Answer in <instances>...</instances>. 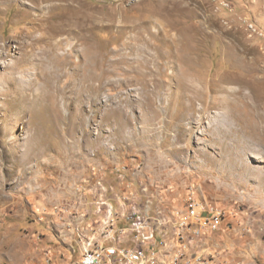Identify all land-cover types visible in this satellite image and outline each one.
<instances>
[{"label": "rangeland", "instance_id": "374dc122", "mask_svg": "<svg viewBox=\"0 0 264 264\" xmlns=\"http://www.w3.org/2000/svg\"><path fill=\"white\" fill-rule=\"evenodd\" d=\"M193 201L223 218L185 247ZM118 245L264 264V0H0V264Z\"/></svg>", "mask_w": 264, "mask_h": 264}, {"label": "built area", "instance_id": "2783aa9c", "mask_svg": "<svg viewBox=\"0 0 264 264\" xmlns=\"http://www.w3.org/2000/svg\"><path fill=\"white\" fill-rule=\"evenodd\" d=\"M135 212L126 217L130 224V230L137 241L145 243L154 239L152 230L145 232V226ZM172 223L168 228L173 234L172 237L186 247L190 240L206 238V236L217 230L223 218V212L219 209H209L203 203L190 202L187 204L183 216ZM122 232V231H121ZM203 236V237H202ZM156 254L154 250H144L138 248H126L121 246L97 247L88 249L82 255L77 264H150L146 259H151V255Z\"/></svg>", "mask_w": 264, "mask_h": 264}, {"label": "bare ground", "instance_id": "6f19581e", "mask_svg": "<svg viewBox=\"0 0 264 264\" xmlns=\"http://www.w3.org/2000/svg\"><path fill=\"white\" fill-rule=\"evenodd\" d=\"M72 36V35H71ZM28 38H29V43H28V47L30 48L27 52H26V54H25V56H29V62H27V63H25L24 64V66H27L28 67V64H30L31 66H35L36 67V61H41L42 59L40 58V55L38 54V53H36L35 52V50H36V42H41L42 40H43V38L41 37V38H36V36H32V35H28ZM69 40H71L70 38H65L64 40L63 39H60L59 41L57 40L55 43H53V41L52 40H50V42L48 41L47 43H46V46L44 47V48H46L47 50H46V53L48 54V55H51V50L50 49H53V48H57L58 47V44H57V42H61V41H64V42H67V41H69ZM26 42V41H25ZM25 42L24 43H20V46H24L25 45ZM72 43V42H71ZM39 45V44H38ZM19 46V45H18ZM72 47H73V44H72ZM50 48V49H49ZM49 49V50H48ZM66 52H69V51H67L66 50ZM24 62V61H23ZM30 66V67H31ZM31 69V68H30ZM27 71V73L30 75L31 73H30V71H28V68L26 69ZM253 172H256V171H253ZM259 185V184H258Z\"/></svg>", "mask_w": 264, "mask_h": 264}, {"label": "crops", "instance_id": "0c3cea01", "mask_svg": "<svg viewBox=\"0 0 264 264\" xmlns=\"http://www.w3.org/2000/svg\"><path fill=\"white\" fill-rule=\"evenodd\" d=\"M205 240H207V238Z\"/></svg>", "mask_w": 264, "mask_h": 264}]
</instances>
